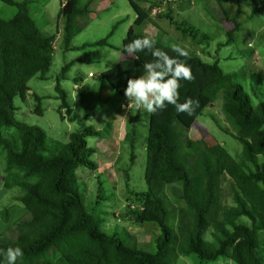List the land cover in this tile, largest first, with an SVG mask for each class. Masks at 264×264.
Listing matches in <instances>:
<instances>
[{"label":"trees","instance_id":"16d2710c","mask_svg":"<svg viewBox=\"0 0 264 264\" xmlns=\"http://www.w3.org/2000/svg\"><path fill=\"white\" fill-rule=\"evenodd\" d=\"M2 1L18 7L14 17H0V145L6 151L3 183L6 188H21L20 200L27 215L16 221L15 238L0 232V264H6L4 252L9 247H20L24 252L17 264H176L180 255L190 254H196L202 262L224 256L237 264H264L261 238L264 231V99L253 105L243 86L222 68L219 60L204 61L197 52L181 46L189 52L187 63L196 79L181 81L179 102L192 97L199 99L200 107L193 116L177 114L172 105L150 114L145 168L148 190L133 193L140 206L128 213L130 220L138 224L156 222L161 230L156 250L144 251L137 245L126 244L118 234L104 231L102 220L90 212L79 191L78 168L97 166L91 156L98 150L88 144V137H104L110 132L107 128L110 123L102 130L84 126L72 132L68 142H60L48 138L42 127L16 116L15 98L27 97L32 78L47 77L56 35L42 33L30 12L29 1ZM93 1L66 0L58 18H65L69 27L75 14L92 11ZM216 1L224 7L223 0ZM130 2L137 17L123 40V52L124 45L147 35L138 27L150 20L152 11V7H143L136 0ZM251 6L245 12L239 5L231 18L223 8L227 20L235 23L227 32L228 40L224 44L233 42L234 32L240 29L238 18L243 13L251 19L264 16V0H251ZM166 16L176 28L192 39L197 38V42L209 40L207 33L200 40V29L188 21L177 22L169 11ZM113 32L82 46L111 45L108 39ZM154 39L156 47L176 56L171 45ZM70 45L71 36L66 35L65 47L74 48ZM133 56L101 74L120 95H124L127 80L145 75L143 65L153 60L147 50ZM58 77L56 90L62 99L61 117L65 118L63 110L67 109L71 119L82 120L69 106ZM88 90L89 87H83L80 91L86 94ZM34 95L39 99L35 92ZM218 95L222 96V110L234 128L231 134L242 144L241 158L236 159L226 148L220 152L214 149L213 154L204 152L198 160V171L192 174L188 160L196 141L190 136V130ZM36 110L42 112L40 103ZM3 127L15 128L16 132L4 133ZM130 135L132 142L137 134L130 132ZM131 158L135 159L134 153ZM225 175L233 181L234 204L229 206L221 201ZM168 192L185 204L177 209L176 223L172 226L169 222L175 206L171 207ZM3 214L7 221L8 208ZM210 233L213 239L207 237Z\"/></svg>","mask_w":264,"mask_h":264},{"label":"rangeland","instance_id":"374dc122","mask_svg":"<svg viewBox=\"0 0 264 264\" xmlns=\"http://www.w3.org/2000/svg\"><path fill=\"white\" fill-rule=\"evenodd\" d=\"M29 1L31 14L37 21L43 34H57V18L61 4L66 0H15ZM85 2L86 0H81ZM143 7H152L149 22L138 29L146 34H157L165 44H178L192 52H197L204 61L219 60L226 72L234 76L250 97L251 103L257 105L264 99V16L248 18L243 13L239 18L240 29L234 32V40L227 43V32L234 27V22L227 20L234 17L239 5L245 12L251 9V0H223V8L216 0H191L187 10L180 9L175 4L171 10L172 17L177 22L186 20L200 29L199 39L207 33L203 42L185 34L176 28L175 23L162 17L160 13L169 11L166 0H136ZM93 17L73 38V49L64 50V39L55 43L53 61L47 72V77H34L29 81L31 90L27 97L15 98L16 116L32 125L42 127L48 136L60 142H68L70 134L84 126L98 130L107 128L109 133L103 136L88 137V144L97 147V152L91 156L96 162V168L80 166L77 170L79 191L90 212L102 220V229L109 234H118L129 245H137L144 251H154L157 248V238L161 230L156 222L138 224L129 219L128 213L140 206L133 193L146 192L148 185L145 180L147 160V143L150 114L143 110L127 111L122 107L123 95L117 93L112 86L101 77L102 72L114 67L119 59L122 43L131 25L135 23L137 13L130 0H95ZM155 2L157 4H155ZM182 5V4H181ZM180 5V6H181ZM172 7V5H169ZM179 7L180 10L177 9ZM18 12L16 5H10L0 0V17L10 19ZM118 23V24H117ZM117 26L114 28V26ZM150 28V29H149ZM153 31H152V30ZM111 45H88L106 38ZM204 40V39H203ZM70 63V64H69ZM69 64V66H68ZM63 73V68L66 67ZM61 74L64 77H58ZM57 77L67 93V101L74 113L82 120L71 119L67 109L63 110L65 118L61 117L59 106L62 99L56 90ZM89 87L86 94L80 91ZM39 96L37 99L34 95ZM41 104L42 112L37 105ZM221 95L215 97L197 119L190 130V136L196 141V148L190 154L188 164L192 174L199 169L198 160L204 152L216 149L220 152L226 148L236 159L241 158L242 144L231 134L233 126L227 120L222 110ZM129 126V128H128ZM4 133H15V128L3 127ZM137 135L130 139V132ZM127 132L129 136L125 138ZM111 135V136H110ZM110 136V137H109ZM134 148H132V146ZM135 155V159L131 158ZM214 162V161H213ZM6 174V151L0 145V232H7L14 238L17 236L15 223L27 215V209L21 202L20 187L6 188L3 177ZM174 216L170 225L176 223L177 209L185 204L177 200L172 192H168ZM233 181L227 175L223 177L221 201L224 206L234 204ZM131 205V207H129ZM174 205V206H173ZM8 208L9 218L4 219V209ZM248 221L247 218H244ZM134 236L131 237V236ZM207 237L213 239L212 234ZM264 254V231H261ZM176 264H237L228 257H219L212 261H201L196 254L180 255Z\"/></svg>","mask_w":264,"mask_h":264},{"label":"clouds","instance_id":"9594fccd","mask_svg":"<svg viewBox=\"0 0 264 264\" xmlns=\"http://www.w3.org/2000/svg\"><path fill=\"white\" fill-rule=\"evenodd\" d=\"M156 41L151 36L136 38L124 45V52L129 56L147 50L153 60L143 65L145 75L129 78L124 89L128 103L126 108L134 106L138 111L156 114L172 105L177 114L185 113L193 116L200 107L199 99L186 97L180 101L181 81L193 82L196 77L191 66L187 63L190 58L188 50L178 44L171 45L176 56L155 46ZM183 57L184 59H180ZM6 264H17L24 256L20 247H9L4 252Z\"/></svg>","mask_w":264,"mask_h":264},{"label":"crops","instance_id":"0c3cea01","mask_svg":"<svg viewBox=\"0 0 264 264\" xmlns=\"http://www.w3.org/2000/svg\"><path fill=\"white\" fill-rule=\"evenodd\" d=\"M95 1V0H94ZM92 2V4H91V9H92V11L91 12H85V13H81V14H75L72 18H71V21H70V23H69V27H67V25H66V22H65V18H63V17H61V18H57V34H55L56 35V39H55V43H58V41L61 39V38H63L64 39V44H65V37H66V35L67 36H71V42H72V40H73V38L77 35V33H79L80 31H81V29H82V25H86L87 24V22L88 21H90V19L93 17V14H94V10H95V7L96 6H98V3H95V2ZM107 1V0H106ZM167 2H169V5L171 4L172 5V7H170L169 5L167 6V9L169 10V14H170V16H172V14H171V10H173L174 9V7H175V4L176 3H179L180 2V5H178L179 7H180V9H182L181 11H183V9L185 10H187V8L190 6V4H193V3H189L191 0H166ZM64 2H66V1H64ZM63 2V3H64ZM62 3V4H63ZM139 3V2H138ZM61 4V5H62ZM140 4V3H139ZM141 5V4H140ZM179 7H177V9L178 10H180L179 9ZM168 12V11H167ZM167 12L166 13H161L162 14V16H159V18H162V17H166V18H168L167 16H166V14H167ZM153 13H152V11H151V13H150V15H152ZM151 19V18H150ZM135 20H136V18H135ZM147 22H149V21H147ZM132 26V25H131ZM130 26V27H131ZM150 29V28H149ZM152 30V29H151ZM153 31V30H152ZM150 33H152V35H154L155 37L154 38H156L157 37V34L156 33H153V32H150ZM147 35H149V36H151V34H147ZM151 37H153V36H151ZM56 46V45H55ZM71 47H72V45H70ZM64 47V50H69V49H67L66 47H65V45L63 46ZM71 49H73V48H71ZM134 56L132 55V56H129L128 54H126V53H124L122 50H120V53H119V61H121V60H123V59H126V58H133ZM118 61V62H119ZM123 97V102H122V107H126L127 106V104L128 103H131V102H128V100H127V98L125 97V95H123L122 96ZM132 108V110H135L136 108L134 107V106H132V107H128V108H126V110L127 111H129L130 109ZM128 128H129V126H128ZM129 132H127V134H126V136H125V138L126 137H128L129 135ZM111 136V135H110ZM109 136V137H110ZM130 139H132V136H130Z\"/></svg>","mask_w":264,"mask_h":264}]
</instances>
